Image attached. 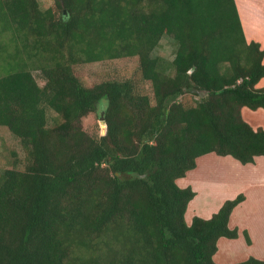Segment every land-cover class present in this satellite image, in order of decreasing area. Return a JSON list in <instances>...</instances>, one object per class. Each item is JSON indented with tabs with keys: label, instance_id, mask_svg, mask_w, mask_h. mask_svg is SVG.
<instances>
[{
	"label": "trees",
	"instance_id": "1",
	"mask_svg": "<svg viewBox=\"0 0 264 264\" xmlns=\"http://www.w3.org/2000/svg\"><path fill=\"white\" fill-rule=\"evenodd\" d=\"M163 36L171 59L154 54ZM120 56H138L152 96L73 71ZM262 77L235 0H0V125L26 155L0 173V264H264L213 258L239 235L228 222L242 192L187 223L196 193L177 184L208 153L264 156V128L242 116L264 109ZM99 108L106 131L93 135L82 118Z\"/></svg>",
	"mask_w": 264,
	"mask_h": 264
},
{
	"label": "rangeland",
	"instance_id": "2",
	"mask_svg": "<svg viewBox=\"0 0 264 264\" xmlns=\"http://www.w3.org/2000/svg\"><path fill=\"white\" fill-rule=\"evenodd\" d=\"M38 6L45 10L49 7L54 6L55 0H36ZM241 0H237L238 4L241 5ZM245 1V0H243ZM260 2V0H258ZM258 3L255 0H250V4ZM261 12L258 17L251 15L248 17L253 22L256 23L255 37L259 38L262 41L261 47L264 48V6L258 4ZM242 8V6H241ZM63 12V10H61ZM242 13L244 14V9L242 8ZM242 15V14H241ZM243 21L246 17L243 15ZM256 19V20H255ZM263 21V22H262ZM245 22V21H244ZM155 55H160L166 57L168 59L173 58L174 55V42L171 38L167 36H163L157 47L154 49ZM73 71L75 75L79 78L81 83L85 86H91L97 82L106 79H124L131 78L136 82L138 86V90L143 93H146L152 96V89L149 81L143 80L141 75V70L139 66V58L138 56H120L117 58H104L99 61L89 62V63H81L77 64L73 67ZM33 74L35 75L36 80L40 85L44 84V80L40 77L39 70H33ZM255 88H264V77H262L256 84ZM197 97L192 96L191 94L181 95L179 99L184 101V103H191L193 99ZM100 113H102L101 108L98 109L97 112H92L87 114L82 118V127L90 134H105L106 127L104 122L100 119ZM242 116L243 118L254 128L262 127L264 128V109L259 108L256 110H252L248 107L242 108ZM25 150L21 146L19 139L5 126L0 125V173L2 168L5 167H17L22 169L26 163ZM219 156L211 153L205 155L203 158L198 160V164L195 168L190 170L186 175L189 177H193L195 179H211L212 184L207 188L201 189L203 191V195L200 193L198 189V195L201 196L198 205H201L204 208V202L210 201L212 202L211 208L215 207L216 201L218 202L222 195L220 194L219 182L222 183V178L220 177V172H223L221 166H214V159ZM207 160V161H206ZM218 162V161H217ZM227 173V172H225ZM254 180V179H252ZM256 183V182H253ZM226 185L225 182L221 184ZM263 186V185H262ZM248 191L250 193V197L246 202V205L241 209V211L236 212L232 225H235L238 221H243V223H247L251 230H264V187L261 186H253L249 187ZM257 192V194L253 193ZM209 194V196L206 195ZM243 193V192H242ZM206 197L205 200L203 197ZM206 203V202H205ZM244 219V220H241ZM252 227V228H251ZM246 231L248 234V228H243L240 235L237 237L238 240L234 243V255L231 256V259H219V257H215L216 262H224V263H234L238 261H242L243 259L254 256L250 249H247V245L249 242L246 241L243 231ZM263 231L259 233L261 236H264ZM249 236V234H248ZM250 238V237H249ZM222 240H227L226 237H223ZM223 244V243H222ZM222 244L220 243V247L222 248ZM237 249V250H236ZM244 250V251H242ZM229 253H231L229 251ZM242 254V255H241ZM236 256V257H234ZM264 259V255H262ZM224 258V257H222Z\"/></svg>",
	"mask_w": 264,
	"mask_h": 264
},
{
	"label": "crops",
	"instance_id": "3",
	"mask_svg": "<svg viewBox=\"0 0 264 264\" xmlns=\"http://www.w3.org/2000/svg\"><path fill=\"white\" fill-rule=\"evenodd\" d=\"M255 1H257L258 3L250 4V0H245V1L241 0L240 1L241 5L238 4L237 0H235V3L237 5L238 14H239L242 28H243L247 41L254 40V41L259 42L260 45H262V41L259 38L255 37V30H256L255 23L256 22L255 21L253 22V19L251 20L248 17V15L249 16L254 15L255 17H258L259 13L261 12L258 4H261L262 6H264V0H260V2L258 0H255ZM241 6L244 9V12H245L244 14L242 13ZM243 15L246 17V19L244 18L245 22L243 21V17H242ZM208 154H211V153H208ZM208 154H205V155H208ZM205 155H202L199 158H197V164H198V160L203 158ZM214 163H218V165L215 164L214 166L222 167L224 174L220 172V175H221L220 177L222 178L221 180L222 183L223 182L226 183V185L221 186L222 183L219 182V188H220L219 195L221 193L224 195L221 196L218 202L216 201V205L214 208L213 207L211 208L212 202L214 200L212 202L208 200L205 201L206 203L204 202V208H202L201 205H198L199 200L201 199V196H197L198 189L200 193L202 192L201 194L203 195V191H201V189H203V187L207 188L208 186H211L212 184L211 179L209 180L200 179V178L195 179L189 176L186 177L189 171L186 173L184 177L177 179V184L180 187H185L189 185L193 188V190L196 193L193 199H191L187 205V209L185 212V219L187 223L191 222V219L194 215H198L204 218L210 217L213 212H216L218 210V208L220 207V205L225 199L233 198L238 193L243 192V194L245 195V199L241 203H239L237 206L234 207V209L232 210L230 214L228 223L231 228L233 227L238 228L239 235L242 229L247 227L248 228L247 231L250 237V242L247 245L248 246L247 249L251 250V252L254 254V257L259 258V259L263 258L262 255H264V236H261L259 233L263 231L262 234L264 235V230H260V231L251 230L249 228V225L247 226V223H243V221H238L237 223H235V225H232V221H233V217L235 213L236 212L239 213V211H241V209L244 207V205H246V202L248 201L250 197L248 188L257 186V185L264 187V156H256L253 163H247V164H241L239 161L235 160L231 156H219L218 158L214 159ZM253 182H256V183H253ZM253 193L257 194V192H253ZM206 195L209 196V194L207 193ZM203 198L205 200L206 197L204 196ZM241 220H244V219H241ZM222 238L223 237L219 238L218 240V244H217L218 249H217V252L214 254L213 258L215 259V257H219V259H225V260L231 259V256L234 254V251H235L234 243L238 240L239 237L238 238H227V240H222ZM220 243L221 244L223 243L222 248L220 247L221 246ZM229 251L231 253H229ZM220 263H224V262H220Z\"/></svg>",
	"mask_w": 264,
	"mask_h": 264
},
{
	"label": "water",
	"instance_id": "4",
	"mask_svg": "<svg viewBox=\"0 0 264 264\" xmlns=\"http://www.w3.org/2000/svg\"><path fill=\"white\" fill-rule=\"evenodd\" d=\"M63 13H64V14L66 13V10H65V9H63ZM100 119L104 122V117H103L102 113H101ZM104 125H105V127H106L105 122H104Z\"/></svg>",
	"mask_w": 264,
	"mask_h": 264
},
{
	"label": "bare ground",
	"instance_id": "5",
	"mask_svg": "<svg viewBox=\"0 0 264 264\" xmlns=\"http://www.w3.org/2000/svg\"><path fill=\"white\" fill-rule=\"evenodd\" d=\"M234 255V254H233ZM242 255V254H241ZM234 257H236V256H234Z\"/></svg>",
	"mask_w": 264,
	"mask_h": 264
}]
</instances>
